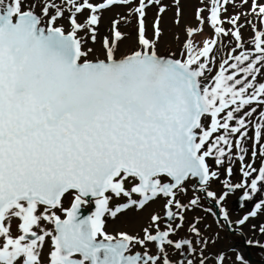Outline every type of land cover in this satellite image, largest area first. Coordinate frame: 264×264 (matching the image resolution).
<instances>
[{"label": "snow or ice", "instance_id": "6c2138e0", "mask_svg": "<svg viewBox=\"0 0 264 264\" xmlns=\"http://www.w3.org/2000/svg\"><path fill=\"white\" fill-rule=\"evenodd\" d=\"M229 3L205 0L197 20L208 22L216 36L233 37L235 52L245 47L243 17L254 31V51L229 54L208 87L202 81L218 40L206 39L202 48L189 40L186 59L158 55L162 0H0V264H194L170 255L183 252L206 264L203 249L195 247L208 243L199 217L188 222L199 239L180 238L188 211L207 202V214L239 225L264 215V82L257 76L264 77V0H251L248 13L221 19ZM149 5H159L152 37L145 26ZM111 7L130 9L137 18L138 49L120 53L125 15L103 37L102 58H90L88 41L96 42L100 13ZM65 11L68 29L59 24ZM85 11L90 15L79 22L77 14ZM205 11L210 15L202 16ZM249 13L259 26L248 20ZM176 15L179 23V8ZM195 31L187 28L189 36ZM258 109L260 120L253 125ZM234 156L241 179H224L219 190L212 188L222 173L233 176ZM192 187L200 194L189 198ZM233 193H242V210L254 203L235 221L225 207ZM69 196L71 207L65 208ZM88 198L95 211L82 216ZM157 199L164 201L163 216L152 214L142 236L106 232V215L143 209ZM13 222L19 235L12 233ZM45 222L54 227H41ZM259 230L264 233V226ZM150 244L155 252L147 250ZM217 259L224 264L222 254ZM236 261L247 264L239 253Z\"/></svg>", "mask_w": 264, "mask_h": 264}, {"label": "bare ground", "instance_id": "6f19581e", "mask_svg": "<svg viewBox=\"0 0 264 264\" xmlns=\"http://www.w3.org/2000/svg\"><path fill=\"white\" fill-rule=\"evenodd\" d=\"M56 2L62 3V0H56ZM93 2H99V0H93ZM250 3H251V0H249L248 5H241V0H231V3L226 5L227 12L226 13L222 12L221 19L226 20L228 17H231L233 15L241 13L242 11H240V9H245L247 7L249 8ZM162 4L166 6V11L160 15L161 36H160L157 43L164 44V45L162 47L163 49L159 47V48H157L156 51L158 54L172 55V56H176L180 59L179 53H178L180 47L178 46L179 45L178 43L180 42V40H183V36H184L183 31H184V29H186L188 27V25H191L192 23L196 22V11H197V9L204 7L205 0H179L178 3L176 2V0H162ZM233 4H235V7H233ZM135 6H136V4L133 3V7H135ZM65 7L67 8L68 6L65 5ZM158 8H159V5H149V7L146 10L145 26H146V31H147L148 37H152L154 34L153 33V23L155 21L154 19L157 17ZM174 8L180 9L179 23H176V20H177L176 13L177 12ZM130 12H131L130 9L127 10L123 7H111L107 10H103L102 13H100V15H101V20L99 23L100 30L103 32L104 29L105 30L107 29V25L110 24L114 19H117L120 15L125 14V15H127V23H124L122 20V22L119 26V29L121 31H124V33L127 36V38L124 39L122 41V43H124L126 45L131 43V45L134 46V41L136 40V33H130L129 30L134 32L135 18L136 17L134 15H131ZM204 13L210 14L208 11H205ZM246 13H248V12H246ZM89 15H90V13L88 11H85L82 15L77 14L78 21H84ZM65 16H67V17L69 16V13L67 11H65ZM247 18L249 21H253L254 23H256L253 16H251L250 14H248ZM240 23L244 24V27L241 28L242 42L244 43L245 47H247V44L254 37V31L250 26H248V24H246L244 22L243 17L241 18ZM257 25L259 26V24H257ZM209 26H211V25L209 24ZM223 26L225 27L226 30H228V29L234 30L233 26L228 24V23H225ZM217 40H218V45L214 48L215 59L213 60V63L211 65L216 64L220 59L227 56V51L230 48H232V49L235 48V45L237 43V41H235V39L231 36H228V37H225L222 35L217 36ZM97 41H98V38H97L96 42ZM96 42L93 44H96ZM166 43H170V47L166 46ZM245 47L242 49H237L236 50L237 53H239L238 50H243V49H245ZM245 51H247V50H245ZM121 54L125 55V53H121ZM205 75H206V79L203 80L204 86H208V87L213 86V79L212 78L216 74H214V72L210 71V72H206ZM257 113H259V112L257 111ZM244 146L247 147V143H245ZM209 162L212 163L210 159H209ZM226 163H227V161H226ZM240 167H241V164H237L235 166V170H234L232 177H227V176L223 175V173H222L220 181L214 182L212 184V188L219 190L222 187V181L224 179H231L233 182H238L241 179V174L239 172ZM194 194H200L196 187H192L190 189L189 193L187 194V196L190 198ZM241 194L242 193L230 194V197L228 198L227 203L229 204V206L231 208V211H230L231 213L233 212V214H236V215L241 214V216H242L243 213L245 212V210H242L240 208L241 202L239 200V195H241ZM253 198H254V200H253L254 202H259V199L255 195ZM260 198H264V193L260 194ZM156 201L157 202L159 201L160 204L163 206V202H164L163 199H157L153 203H150L151 205H148V206L146 205L143 208V210H141V212H139V214H137V215L130 214V213H133V211H132V212H129L130 215H124L123 214L119 217V219L128 218V221H130L132 218L139 217V218H144L147 220L150 215L155 214L159 211L161 212V214L160 213H158V214L163 216V207H161L160 210L158 211V208H154V205H152V204H156L157 203ZM182 202L187 203V200H183ZM205 203L208 206H210L207 202H205ZM113 204H115V202ZM250 204H251V206L253 205V203H250ZM203 211H204L203 208H197V209L188 211L186 213V222H185L184 226H187V229H188L189 228L188 222L193 221L197 217L200 218L199 227L201 228V234H202L204 240H206L208 243H207V245L204 244L203 246H202V244L201 245L200 244L195 245V247L198 250L203 249L204 256L207 257L206 264H219L217 257H218V255H221V254L225 257V260L227 257H230L228 263H226L224 261V264H238V262L236 261L237 253H239L245 260V253L243 251V247L237 243H240V241H241V234H243L245 236L246 241L251 240L252 237H251V234L248 232V229L242 225L232 223L230 225L237 232L236 233H230L227 229H225L223 222L219 221L216 218V216H212L210 220L214 221V223H215L214 225L216 227L222 226V228H223L221 231V234L218 235V234L214 233V231L209 227L208 222H207V220H209V217L208 216L206 217L202 213ZM230 219L234 220L232 217H230ZM165 221H166V218H165ZM161 227H164L163 223L161 224ZM187 229L182 228V229L178 230L180 238H187V239H192L193 241H195L196 236L193 233H190ZM261 235H263V233H260L259 236H261ZM249 246H250L252 253L255 257H257V258H263L264 257V253H261V255H259L256 252L253 244H251ZM210 250H215L214 251L215 256L212 259L210 258ZM182 256H183L182 254L179 257H177V255H176V258H181ZM189 258L194 260L195 258L196 259L199 258V256L190 253ZM209 259H211L210 262H209Z\"/></svg>", "mask_w": 264, "mask_h": 264}, {"label": "rangeland", "instance_id": "374dc122", "mask_svg": "<svg viewBox=\"0 0 264 264\" xmlns=\"http://www.w3.org/2000/svg\"><path fill=\"white\" fill-rule=\"evenodd\" d=\"M175 10H176V12H177V9L176 8H174ZM128 10V9H127ZM240 11H242V12H249V8L247 7V8H245V9H240ZM197 12V11H196ZM250 14V13H249ZM124 15L125 14H122V15H120L117 19H121L122 17H124ZM161 15V14H160ZM210 14H206V13H202V16H204V17H207V16H209ZM251 15V14H250ZM252 16V15H251ZM156 19V18H155ZM154 19V20H155ZM79 22H83V21H79ZM255 22L257 23V24H259V21L258 20H255ZM69 23H70V21L68 20V17L67 16H64V18H61L60 20H59V24H61V25H63L66 29H68V27H69ZM188 27H192V28H195L196 29V31L191 35V36H189L188 34H187V28ZM188 27L186 28V29H184V36H183V40H180V42L178 43L179 45V47H180V49H179V57H180V59H186L187 58V53H188V49H186V47H185V45L187 44V42L189 41V40H191L192 41V43H193V45L196 47V48H202L203 47V42L206 40V39H208V40H210V39H213V38H215V39H217V36L215 35V32H214V29L211 27V26H209V23L208 22H205L204 24H200L199 23V21L197 20V17H196V22H194V23H192L191 25H188ZM112 29V22L110 23V24H108L107 25V29L105 30L104 29V31L102 32L101 30H100V28H99V25H98V27H97V38H98V41L96 42V44H93V42L91 43V41L89 40L88 41V44H87V47H89V48H92L93 49V53H92V56L90 57V58H96V57H100V58H102V56H101V43H102V39H103V37H105V36H110L111 35V32H110V30ZM136 29H137V18H135V28H134V32H132L131 30H129V32L130 33H136ZM120 30V29H119ZM123 33H124V31H122ZM80 35H84V33L82 32V33H80ZM154 35V34H153ZM252 40V39H251ZM250 40V41H251ZM158 42V41H157ZM156 42V50H157V48H162L163 47V45L164 44H159V43H157ZM166 46H168V47H170V43H166ZM137 48H138V44H137V40H135L134 41V46H132L131 45V43H129V44H124V43H122V41L120 42V44H119V50H120V53H125V54H128V53H130V52H132V51H135V50H137ZM166 48V47H165ZM163 49V48H162ZM237 50V49H236ZM245 50H253L254 51V45H251L250 44V42L247 44V47H245V49H243V50H238L239 51V53L241 52V51H245ZM239 53H237V51H235V52H233L232 51V48H230L228 51H227V56H225L224 58H222V59H220L216 64H214V65H210V68H211V72H214V74H218L219 73V71H220V68H219V65L223 62V60L224 59H228V56H229V54H231V55H237V54H239ZM229 63H235V61L234 60H230L229 61ZM225 67H227V65L225 66ZM231 71H232V69H228V71L225 73L226 75L227 74H230L231 73ZM262 72H264V69H262ZM257 76H258V82H264V77H262V76H260V74H257ZM253 106H255V105H253ZM261 109H258L257 111L259 112ZM258 120H260V117H259V115H258V113L257 114H255L254 115V119H253V125L255 124V122L256 121H258ZM247 146H248V144H247ZM210 160H211V162H212V159L210 158ZM246 160L249 162V163H255V164H257V165H259L260 164V161L259 160H255V161H253V160H249V158H248V156H246ZM227 163H228V161H227ZM237 164H240V162L238 161V159L234 156L233 157V163H232V167H233V170H235V166L237 165ZM233 173H234V171H233ZM253 200H254V198H253ZM71 203H72V197H67V200H65L64 201V207L65 208H69L70 207V205H71ZM253 206H254V203H253V205L251 206V204H249L248 205V207H247V209H245V211H247V210H251L252 208H253ZM163 207V206H162ZM206 207H208V205L205 203L204 204V207H203V210H204V208H206ZM225 207L229 210V211H231V208H230V206H229V204L227 203L226 205H225ZM63 211H60V212H58V213H62ZM206 217L208 216L209 217V220H207V222H208V225H209V227L214 231V233H216V234H221V231H222V226H220V227H216L214 224V221H212V220H210L211 219V217H212V215H209V214H207L205 211H203L202 212ZM231 213V212H230ZM244 214V213H243ZM239 216H241V214H239V215H236V214H233V212L231 213V216L230 217H232L234 220L233 221H235V219L237 218V217H239ZM253 225H255V227H253ZM242 226H244V227H246L247 229H248V232L251 234V240H253L254 241V243H253V246H254V249L256 250V252L258 253V254H261V253H264V233H263V235H261V236H259L260 235V227L261 226H264V215H258L257 217H251L250 219H249V221H247L244 225H242ZM184 229H187V226H184L183 227ZM188 230V229H187ZM259 232V233H258ZM196 239H199L198 237H196ZM258 242V243H257ZM201 245V244H200ZM204 244H202V246H203ZM214 251L215 250H210V258L212 259L214 256H215V253H214ZM237 256V255H236ZM229 258L230 257H227L226 258V260H225V262L226 263H228V261H229ZM211 259H209V262L211 261ZM198 260H199V258H195L194 259V264H198Z\"/></svg>", "mask_w": 264, "mask_h": 264}, {"label": "flooded vegetation", "instance_id": "af4514ba", "mask_svg": "<svg viewBox=\"0 0 264 264\" xmlns=\"http://www.w3.org/2000/svg\"><path fill=\"white\" fill-rule=\"evenodd\" d=\"M133 198L134 199H138V195L134 194ZM126 200H127V198H124V199H122L119 202L123 203V202H126ZM150 203H153V202H149L148 205H151ZM152 205H154V208H158V211L162 207V205L160 204L159 201L156 204H152ZM87 206H89V204H87ZM112 206H114V204ZM141 210H143V209H138L136 207H131L129 209L123 210L116 217H112L110 215H106L105 216V230H106V232L109 235H113V236H118V234L120 232H127L129 234H138V235L142 236L143 235L142 229L149 225L151 215L149 216V218L147 220L144 219V218H139V217L132 218L130 221H128V218L119 219V217L121 215H123V214L124 215H130V214L137 215V214H139V212H141ZM132 211H133V213L129 214V212H132ZM158 213L161 214L160 211L155 213V214H158ZM58 214L61 215L62 218H66V213L62 212V213H58ZM17 223L18 222H13L12 225H11V230H12L13 235H19L20 234L17 231ZM41 227H47V228L50 229V228H52L54 226L53 225H49V224H47V222H45V224L41 225ZM98 239H102V237H98ZM49 246H50V242H49V245H46L45 248L43 249V252H44L45 255H47V253H48V247ZM136 250H140L139 246L137 247ZM147 250L150 251V252H155L156 248L150 244L149 248ZM170 255H172L174 259L176 258V254L175 253H170ZM75 256H76V258H79V254H75Z\"/></svg>", "mask_w": 264, "mask_h": 264}, {"label": "water", "instance_id": "95a60500", "mask_svg": "<svg viewBox=\"0 0 264 264\" xmlns=\"http://www.w3.org/2000/svg\"><path fill=\"white\" fill-rule=\"evenodd\" d=\"M125 55H127V54H125ZM158 55H161V56H163L165 58L179 59L178 57L172 56V55H164V54H158ZM202 83H203V81H202ZM88 199L90 201L88 203L89 206H87V204H85V205L81 206V208L79 210L80 211V215H82V216H87L90 213H92V212L95 211V203H94V200L92 198H88ZM214 211H216V209H214ZM216 218L219 221L223 222L225 229H227L230 233H236L237 232L236 230H234L232 228V226L227 221H224L223 220V217L222 216L217 215ZM237 244H239L240 246L243 247V251L245 253V260H246L247 264H264V257L263 258H257V257H255L253 255L252 250H251L250 246L246 243V238H245V236L243 234H241V241H240V243H237ZM182 254H183V257L181 259H183L184 257L189 258L190 253L183 252ZM259 255H261V254H259Z\"/></svg>", "mask_w": 264, "mask_h": 264}]
</instances>
